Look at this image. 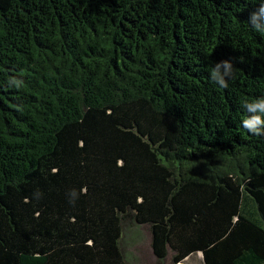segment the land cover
I'll return each mask as SVG.
<instances>
[{
	"label": "trees",
	"instance_id": "trees-1",
	"mask_svg": "<svg viewBox=\"0 0 264 264\" xmlns=\"http://www.w3.org/2000/svg\"><path fill=\"white\" fill-rule=\"evenodd\" d=\"M261 3L0 0V264H264Z\"/></svg>",
	"mask_w": 264,
	"mask_h": 264
},
{
	"label": "clouds",
	"instance_id": "clouds-1",
	"mask_svg": "<svg viewBox=\"0 0 264 264\" xmlns=\"http://www.w3.org/2000/svg\"><path fill=\"white\" fill-rule=\"evenodd\" d=\"M248 22L258 32L264 33V3H261L255 11L250 13ZM223 68V71H221ZM234 71L233 65L230 61L224 60L215 64V67L211 73L212 81L220 88H227V79L233 78ZM243 107L248 113H252L242 121V127L247 132L261 136L264 135V98L256 99L253 102H245ZM74 203L77 198V194L73 190L71 193Z\"/></svg>",
	"mask_w": 264,
	"mask_h": 264
},
{
	"label": "rangeland",
	"instance_id": "rangeland-1",
	"mask_svg": "<svg viewBox=\"0 0 264 264\" xmlns=\"http://www.w3.org/2000/svg\"><path fill=\"white\" fill-rule=\"evenodd\" d=\"M150 240L149 227L146 225L124 228L121 247L127 264H173L170 253L162 261L154 257ZM180 264H203L201 254H194Z\"/></svg>",
	"mask_w": 264,
	"mask_h": 264
}]
</instances>
